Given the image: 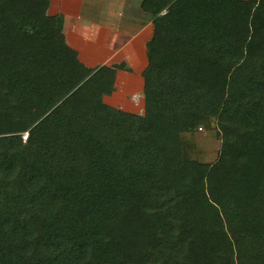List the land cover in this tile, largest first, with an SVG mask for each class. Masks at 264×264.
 I'll return each mask as SVG.
<instances>
[{
    "label": "trees",
    "instance_id": "16d2710c",
    "mask_svg": "<svg viewBox=\"0 0 264 264\" xmlns=\"http://www.w3.org/2000/svg\"><path fill=\"white\" fill-rule=\"evenodd\" d=\"M50 4L0 0V264H264V0H141L142 114Z\"/></svg>",
    "mask_w": 264,
    "mask_h": 264
},
{
    "label": "rangeland",
    "instance_id": "374dc122",
    "mask_svg": "<svg viewBox=\"0 0 264 264\" xmlns=\"http://www.w3.org/2000/svg\"><path fill=\"white\" fill-rule=\"evenodd\" d=\"M53 1V2H52ZM58 0H51L52 4H57ZM65 1V0H64ZM62 0H59V3H61ZM65 5L62 9L67 10V4L63 2ZM70 4V3H69ZM71 6L73 4H70ZM88 4L85 3L83 6L82 16L87 17L89 16V12L87 10ZM69 10H71L69 8ZM130 10V8H129ZM50 13H54V8L52 7L51 11L49 9ZM131 15H129V19L132 20L129 24V31H135L139 28L141 23H138V21H141V19L138 17L137 14H134L132 11ZM49 13V14H50ZM58 13V12H57ZM145 16L146 14L143 13ZM140 13V16H143ZM143 16V17H144ZM125 20V18H124ZM148 21V20H146ZM146 21L144 23H146ZM121 22V26L124 28L125 23L123 21ZM143 23V24H144ZM119 24V25H120ZM124 25V26H123ZM127 28V29H128ZM83 31L76 30V33L72 31H66V38L69 44L72 46L77 44V47L79 48L77 52L78 58L80 61L84 63L86 55H91L90 52H96L98 53V57L95 56V61L99 60L103 57V48H100L98 46L97 49L94 50V44L86 43L82 39H84L82 36L84 35L82 33ZM115 38H117L115 36ZM82 40V41H81ZM99 38L98 40H94L95 44L96 42L105 44L104 40H101ZM77 41V42H76ZM110 40H106L108 42ZM116 41V39H115ZM121 41V40H119ZM122 42V41H121ZM139 42V41H138ZM118 44V42H116ZM124 43V42H123ZM130 46L124 47L123 51L121 53H118V55L114 56V59L118 60V63L121 61L124 62L125 59V66L120 67L121 71L118 70V66L112 67L114 69V86L115 90L112 92L111 95L105 96L103 99L104 101L113 106L120 108L125 111H129L132 113H143V107H144V99H143V90H144V82H143V72L146 67L147 62V55H148V47H149V40L145 45V49L143 47L142 43L136 44V40H133ZM135 45V46H134ZM86 46V47H84ZM134 46L133 50L131 47ZM73 47V46H72ZM75 46V48H77ZM92 47V48H90ZM132 50V51H131ZM94 54V53H93ZM128 56V58H127ZM104 57H110L109 53L106 54ZM113 59V60H114ZM120 60V61H119ZM89 65H93V62H88ZM130 63V64H129ZM115 65H118L117 63H114ZM97 63L94 65L96 66ZM93 67V66H92ZM25 136H23V139ZM181 141H182V149H183V155L187 159H196L201 162H212L216 159L218 152H219V145H220V136L218 133V130L215 126V122L212 121L209 127L205 128H199L197 130H194L192 132H185L181 134Z\"/></svg>",
    "mask_w": 264,
    "mask_h": 264
},
{
    "label": "crops",
    "instance_id": "0c3cea01",
    "mask_svg": "<svg viewBox=\"0 0 264 264\" xmlns=\"http://www.w3.org/2000/svg\"><path fill=\"white\" fill-rule=\"evenodd\" d=\"M52 2L49 6V9L51 11L53 7L54 13L57 12L61 13L63 17V28H64L65 36H66V31L68 30L76 33V30L81 29L84 32V33L82 32L84 34L82 36L84 39L82 40L85 41V44L86 43H89V45L94 44L93 45L95 47L94 50L97 49L98 46L100 48H103V53H104L103 57L97 61H95L96 60L95 56H97L98 53L90 52L91 55L84 54V56L86 57L84 64L89 67H92L97 63V65L105 64L110 67L118 66L119 68L117 71H121L120 67L125 66L124 62L125 60L128 59H125L123 63L119 60L120 62L118 63V60L114 59V56L118 55V53H121L124 47L130 46L131 44L129 43H131L133 40H136L137 45L139 43H142L145 49L146 43L148 42V40H150L152 36L153 26L151 23V18L148 13L141 10L140 8L141 0H65V1L62 0L61 3H59L58 0L57 4H52ZM63 2L67 4L66 6L67 10L62 9L65 6ZM69 3L73 5L71 6ZM85 3L88 4L87 10L89 12V16L87 17L82 16V11H83L82 9ZM69 8L71 10H69ZM130 11H132L134 14H137L138 17L141 19V21H138V23H141L139 28L132 32H130L128 28L130 22L132 21L129 19V15H128V14L131 15ZM54 13H50V14H54ZM140 13L141 15H143V13H145L146 15L145 16L143 15L144 16L143 17L140 16ZM119 21H123V23H125V26L123 25L124 28L121 26L120 24L121 22ZM145 21L146 23H144ZM115 36L117 38H115ZM99 38L101 40H104L105 44L101 42L99 43L96 42L95 44L94 40L96 39L98 40ZM106 40H110V41L106 42ZM119 40H121L122 42ZM116 42H118V44ZM72 46L77 52H79L78 51L79 48L77 47V44H75L77 48H75L74 45ZM134 46L131 47L132 50ZM108 53L110 57L109 58L104 57ZM90 61L93 62L92 63L93 65H89L88 62ZM114 63H117L118 65H115Z\"/></svg>",
    "mask_w": 264,
    "mask_h": 264
}]
</instances>
